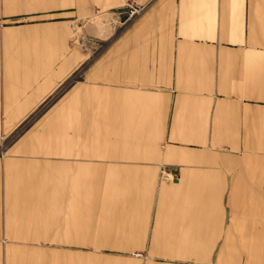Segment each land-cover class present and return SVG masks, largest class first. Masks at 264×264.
<instances>
[{
    "label": "crops",
    "instance_id": "obj_1",
    "mask_svg": "<svg viewBox=\"0 0 264 264\" xmlns=\"http://www.w3.org/2000/svg\"><path fill=\"white\" fill-rule=\"evenodd\" d=\"M81 69L0 156V264H264V0H0V137Z\"/></svg>",
    "mask_w": 264,
    "mask_h": 264
},
{
    "label": "rangeland",
    "instance_id": "obj_2",
    "mask_svg": "<svg viewBox=\"0 0 264 264\" xmlns=\"http://www.w3.org/2000/svg\"><path fill=\"white\" fill-rule=\"evenodd\" d=\"M109 18V19H108ZM110 18L111 16H105L104 18H97L96 20H91L90 22H88V25L86 26L87 31L89 32L91 30V32L93 31V28L95 26L96 23H102L105 25V29H109V22H110ZM109 20V21H108ZM98 29V28H97ZM96 44H98L97 41H94ZM93 44V42L88 43V45ZM76 45V43H75ZM105 47H100L97 49H91L89 51H91L92 56L99 57L103 51ZM83 69H81L80 71H77L58 91H56V93L53 95V97H51V99L46 102L44 105H42L35 113L31 114L27 119L23 120V122H21V124L16 127L14 129V131L11 134H5L3 133L2 136L0 137L1 139V143H0V156H1V151L6 152V150L8 149V147L10 146V144L15 141L17 138L21 137L24 133H26L32 126L35 125V123L37 122V120L44 114V112L53 104L55 103L58 99L61 98V96L64 95V93L66 92V90L68 89V87L75 81H77V79L82 76L81 74L83 73ZM163 175H165L163 173ZM165 177V176H163Z\"/></svg>",
    "mask_w": 264,
    "mask_h": 264
},
{
    "label": "built area",
    "instance_id": "obj_3",
    "mask_svg": "<svg viewBox=\"0 0 264 264\" xmlns=\"http://www.w3.org/2000/svg\"><path fill=\"white\" fill-rule=\"evenodd\" d=\"M134 12H137L138 11V9H135V10H133ZM3 156H5V152L4 151H1V157H3Z\"/></svg>",
    "mask_w": 264,
    "mask_h": 264
}]
</instances>
